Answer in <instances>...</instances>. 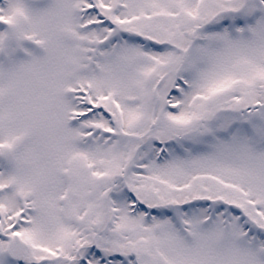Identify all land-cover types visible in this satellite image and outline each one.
Returning a JSON list of instances; mask_svg holds the SVG:
<instances>
[{"label":"snow or ice","instance_id":"6c2138e0","mask_svg":"<svg viewBox=\"0 0 264 264\" xmlns=\"http://www.w3.org/2000/svg\"><path fill=\"white\" fill-rule=\"evenodd\" d=\"M0 264H264V0H0Z\"/></svg>","mask_w":264,"mask_h":264}]
</instances>
